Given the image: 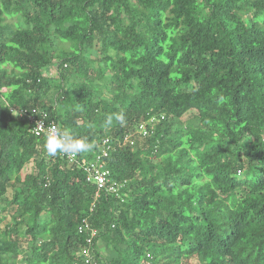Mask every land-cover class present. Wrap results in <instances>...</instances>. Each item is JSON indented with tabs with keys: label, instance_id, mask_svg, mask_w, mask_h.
Masks as SVG:
<instances>
[{
	"label": "trees",
	"instance_id": "obj_1",
	"mask_svg": "<svg viewBox=\"0 0 264 264\" xmlns=\"http://www.w3.org/2000/svg\"><path fill=\"white\" fill-rule=\"evenodd\" d=\"M10 107L45 110L87 160L133 135L105 159L118 195L96 197ZM86 251L264 264V0H0V264Z\"/></svg>",
	"mask_w": 264,
	"mask_h": 264
},
{
	"label": "built area",
	"instance_id": "obj_2",
	"mask_svg": "<svg viewBox=\"0 0 264 264\" xmlns=\"http://www.w3.org/2000/svg\"><path fill=\"white\" fill-rule=\"evenodd\" d=\"M10 112H12L14 116L25 117L30 125V131L35 135H48L49 133L56 131L62 132L59 123L54 120H49L48 114L45 110L30 112L26 108L10 107ZM137 132L146 135L148 133L146 123H140ZM133 143V135L125 134L122 137L115 138V142H112L109 138L103 139L100 152L91 160L80 158L78 157V154L68 155L60 153V155L85 172L87 181L95 186L96 197H99L102 193L118 195V191L122 187L123 182L112 178L109 167L105 165V159L108 157L109 153L117 147H124L126 145H132ZM85 225L87 226V223H85ZM95 233L96 230H90L91 236H94ZM84 255L86 257L85 262L93 264L91 263V254L86 251Z\"/></svg>",
	"mask_w": 264,
	"mask_h": 264
},
{
	"label": "clouds",
	"instance_id": "obj_3",
	"mask_svg": "<svg viewBox=\"0 0 264 264\" xmlns=\"http://www.w3.org/2000/svg\"><path fill=\"white\" fill-rule=\"evenodd\" d=\"M114 120L121 126L125 123V118L122 114H115L105 119L104 126H112ZM45 148L48 156H56L58 153L68 155L87 153L93 150L94 145L84 139H78L70 134L56 131L47 135Z\"/></svg>",
	"mask_w": 264,
	"mask_h": 264
},
{
	"label": "rangeland",
	"instance_id": "obj_4",
	"mask_svg": "<svg viewBox=\"0 0 264 264\" xmlns=\"http://www.w3.org/2000/svg\"><path fill=\"white\" fill-rule=\"evenodd\" d=\"M49 75L52 76V77L53 76H57L55 68H52V70H51ZM98 251L100 252V254L108 256L109 250L104 246V244L102 242H99ZM15 264H18V262H16Z\"/></svg>",
	"mask_w": 264,
	"mask_h": 264
}]
</instances>
